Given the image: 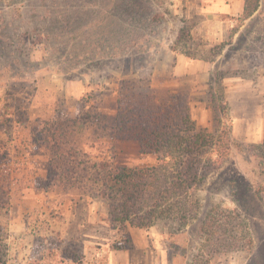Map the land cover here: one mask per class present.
Returning a JSON list of instances; mask_svg holds the SVG:
<instances>
[{"label": "rangeland", "instance_id": "1", "mask_svg": "<svg viewBox=\"0 0 264 264\" xmlns=\"http://www.w3.org/2000/svg\"><path fill=\"white\" fill-rule=\"evenodd\" d=\"M242 9L243 0H0L5 264H108L114 253L136 264H188L216 206L243 218L253 247L210 264H264V161L253 148L262 142L264 0L246 21ZM125 85L128 98L138 87L155 101L189 93L196 127L229 134L219 168L196 191V217L180 230L119 231L106 201L81 190L93 164L155 162L127 134L83 122L87 111L112 121ZM57 117L81 125L57 129L54 142Z\"/></svg>", "mask_w": 264, "mask_h": 264}, {"label": "trees", "instance_id": "2", "mask_svg": "<svg viewBox=\"0 0 264 264\" xmlns=\"http://www.w3.org/2000/svg\"><path fill=\"white\" fill-rule=\"evenodd\" d=\"M259 4L260 0H243L241 20L251 18ZM131 89L127 85L122 87L120 93L124 94L118 98L112 121L96 111L92 115L85 112L82 119L83 122L92 119L95 126L127 134L126 137L136 143L139 153L153 156L155 162L136 167L106 161L93 164L94 175L87 178L91 186L82 184L81 190L91 194L90 197L106 201L108 221L119 231L147 229L159 223L180 230L196 217L199 208L196 191L219 168L230 148L229 134L209 126L196 127L190 114L189 93L171 91L166 98L155 101L151 98L153 95L139 87L135 95L139 99L128 98ZM213 121L218 125L221 119L216 116ZM54 122L50 134L54 135L50 138L54 142L61 139L55 136L57 129L61 130L64 125H81L80 117H57ZM253 148L264 161V127L262 142ZM86 169L83 168L84 175ZM3 195L0 191V197ZM202 236V246L188 264H210L219 254L250 252L253 247L243 218L235 211L217 206L206 214ZM3 256L0 254V264H5Z\"/></svg>", "mask_w": 264, "mask_h": 264}, {"label": "crops", "instance_id": "3", "mask_svg": "<svg viewBox=\"0 0 264 264\" xmlns=\"http://www.w3.org/2000/svg\"><path fill=\"white\" fill-rule=\"evenodd\" d=\"M257 12L258 11H256V13ZM256 13H254L253 17L255 16ZM263 127H264V115L263 118L260 119V125L258 126V135H256L257 142H260L263 139ZM108 264H136V263L135 261L129 260L128 256H125L124 254L122 255V257H120L114 253L113 255L111 254ZM145 264H147V260Z\"/></svg>", "mask_w": 264, "mask_h": 264}]
</instances>
